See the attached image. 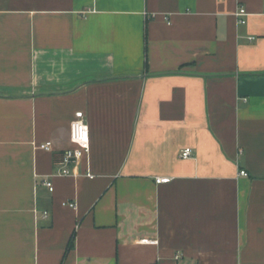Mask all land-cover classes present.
<instances>
[{
  "label": "crops",
  "instance_id": "obj_1",
  "mask_svg": "<svg viewBox=\"0 0 264 264\" xmlns=\"http://www.w3.org/2000/svg\"><path fill=\"white\" fill-rule=\"evenodd\" d=\"M0 264H264V0H0Z\"/></svg>",
  "mask_w": 264,
  "mask_h": 264
},
{
  "label": "built area",
  "instance_id": "obj_2",
  "mask_svg": "<svg viewBox=\"0 0 264 264\" xmlns=\"http://www.w3.org/2000/svg\"><path fill=\"white\" fill-rule=\"evenodd\" d=\"M234 16L237 18L239 23L246 22V15L248 14L246 8L243 5H238L236 10L234 11ZM249 39H253V37H249ZM69 140L71 146L66 148L56 160V168L54 175L58 176H76L78 172L76 171L77 166L81 163V160L84 157H87L90 149V132L88 124L82 119V117L77 114L75 118H73L69 124ZM38 147L50 151L52 149V143L50 141H45L43 143L38 144ZM192 148L184 147L181 149L179 156L180 158L186 159L191 157ZM241 175H245L246 172L241 170L239 172ZM87 177H93L94 175L90 172L89 168L86 167L84 174ZM170 180L169 177L156 176L155 181L159 182H168ZM44 186L50 191H53V183L48 177H45L42 180ZM63 206H68L71 208L76 207V203L74 201H63ZM47 212H43V216H47ZM147 243H154L156 240H141Z\"/></svg>",
  "mask_w": 264,
  "mask_h": 264
},
{
  "label": "trees",
  "instance_id": "obj_3",
  "mask_svg": "<svg viewBox=\"0 0 264 264\" xmlns=\"http://www.w3.org/2000/svg\"><path fill=\"white\" fill-rule=\"evenodd\" d=\"M73 237H74V231H73V233L71 234V237H70V239H69V241H68L67 249L72 247V245H73V244H72V239H73Z\"/></svg>",
  "mask_w": 264,
  "mask_h": 264
}]
</instances>
